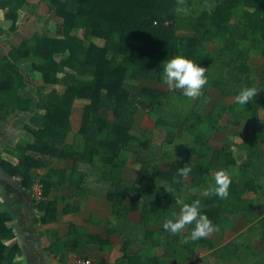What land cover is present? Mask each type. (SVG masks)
I'll return each mask as SVG.
<instances>
[{
	"label": "trees",
	"instance_id": "trees-1",
	"mask_svg": "<svg viewBox=\"0 0 264 264\" xmlns=\"http://www.w3.org/2000/svg\"><path fill=\"white\" fill-rule=\"evenodd\" d=\"M205 1H213V7L203 9ZM42 2L57 21V34L35 32L18 46H10L0 57V123L10 116L31 115L22 124L30 140L15 149L18 164L1 165L10 176L21 179L26 191H32L36 181L41 183L44 199L36 208L42 224L57 219L58 203L63 201L50 198L52 192L68 185L70 199L84 197L87 182L107 189V198L120 224L131 211L139 209V201L148 195L159 199L142 210V224L147 227L177 211V197L188 203L200 199L202 211L215 226L227 217L248 212L254 201L264 211V132L256 129L264 113V0ZM37 6L29 0H0V10L5 12L13 33L18 30L19 12ZM75 30H81L83 37L74 35ZM5 32L0 27V41ZM95 39L104 45L99 46ZM177 54L207 69V84L200 96L188 98L179 90L137 85L142 81L163 84L162 62ZM253 58L262 60L256 71ZM25 65H30L43 83L31 94L26 91L31 83ZM246 86L258 89L247 104L220 103L208 108L211 90L224 101L234 98ZM78 99L88 100L89 104L84 107L79 131L69 141L72 109ZM138 110L154 123V129H143L140 136L132 132ZM224 121L231 135L240 139L237 147L244 153V163H239L231 145L226 143L217 151L209 145L212 134L223 131ZM153 143L160 144V150L154 152ZM132 147L147 155L137 157L140 172L136 181L129 184L123 179V170ZM174 157L175 164L162 171V164ZM67 161L73 163L71 169L52 167L54 162ZM186 165L191 168L189 175H178L177 168ZM39 169H46V173L33 174ZM219 169L231 177L229 195L223 199L204 193ZM158 181H165L168 188L159 187ZM10 220L8 214H0V264H12L19 252L17 247L2 243L13 236L7 226ZM187 227L186 233L172 235L163 230L148 237H165L166 255L182 263L195 258L199 248L216 249L205 238L185 241L192 225ZM71 231L72 237L85 244L101 242L85 239L89 236L86 233L81 238L76 227ZM253 234L264 242V217L247 234L216 250L214 264H264V252L252 247ZM124 237L125 252L131 233L126 232ZM70 238L59 239L52 251ZM75 243L80 246V242ZM157 244L160 242L154 241L153 245ZM76 245L72 249L76 250ZM67 248L68 245L61 251ZM147 253L148 250L132 257L126 255L115 264H128L129 258L136 261L133 264H144L146 257L152 264Z\"/></svg>",
	"mask_w": 264,
	"mask_h": 264
},
{
	"label": "crops",
	"instance_id": "crops-1",
	"mask_svg": "<svg viewBox=\"0 0 264 264\" xmlns=\"http://www.w3.org/2000/svg\"><path fill=\"white\" fill-rule=\"evenodd\" d=\"M4 15V11L0 10V27L2 26L1 20H4ZM96 40L103 42L100 39H95V43L97 42ZM96 44L103 46L104 43ZM137 85H147L164 91L168 90L165 85L154 82L142 81L138 82ZM218 98L220 99L219 96ZM209 103L208 108L210 107ZM87 104H89V101L84 99H78L74 103L71 116L72 131L69 134V141L74 138L80 129L83 110ZM23 115H25L24 117L27 118V121L23 119ZM30 116L29 113L14 115L8 117L5 122L0 123V214L9 215L11 220L7 223V226L13 231V236L4 239L2 243L6 247H17L19 249L12 264H73L76 256L90 257L97 264H115L120 262L121 259L124 260L123 257L126 255L132 257L133 254L146 250L149 251L147 254L153 260L152 264H214L215 262L212 258L216 250L232 243L240 235L247 234L248 230L264 217L262 205L254 201L248 212L233 218H225L215 226V231L203 237L214 243L216 249L206 250L199 248L197 256L184 263L166 255L167 239L165 237L158 239L148 237L149 234L156 235L157 232L164 230L162 225L165 217H161L150 227L142 224V210L158 201L159 197L156 195H148L142 198L139 201V209L131 211L128 217L120 224L117 216L114 215L113 206L107 198V189L105 187L87 182L84 185V197L70 199V188L68 185H63L60 191L50 194L52 199L60 198L63 200L58 203L57 219L52 223L42 224L40 221L41 213L36 208L38 202L34 198L32 191H26L22 188L21 179L17 176H10L1 165V162L14 166L18 164L15 149L17 146L26 145L30 140V134L22 128V124L27 123ZM143 129H149V127H144ZM160 148V144L153 143L152 150L154 152L160 150ZM131 150L129 162L123 170V179L129 184H133L136 181L140 172V167L136 160L137 157H145L147 155V153L137 148L132 147ZM175 161L176 157L170 162H164L162 171H168L175 164ZM72 166L73 163L71 161L65 163L54 162L52 164V167L56 169H71ZM45 173L46 169L33 171V174L36 175ZM157 184L159 187L168 188V184L165 181H158ZM67 199H70L69 202ZM247 218H250L251 221H248ZM72 227L80 230L81 238H84L86 236L84 233H86L90 237L86 236L85 239L90 238L89 240H98L102 243H83L82 240L72 237ZM128 231L131 233V241L125 253L122 248L126 242L124 234ZM187 231L188 227L186 226L182 233ZM70 236L71 241L63 244L55 252L52 251V246L57 244L59 239L64 240L67 238L68 240ZM251 238L254 249L259 253L264 252V242L261 240V236L253 234ZM154 241H158L160 244L153 245ZM75 242H80V246L79 244L76 245ZM259 243L261 246L256 247L255 245H259ZM74 244L77 246L76 250L72 249ZM67 245L68 248L61 251ZM146 258L144 264H151L147 261L149 257ZM129 259L128 264L136 262L132 261L133 259ZM221 264L233 263L227 261Z\"/></svg>",
	"mask_w": 264,
	"mask_h": 264
},
{
	"label": "clouds",
	"instance_id": "clouds-1",
	"mask_svg": "<svg viewBox=\"0 0 264 264\" xmlns=\"http://www.w3.org/2000/svg\"><path fill=\"white\" fill-rule=\"evenodd\" d=\"M178 11H186V9H178ZM206 72L205 67L182 54H177L167 57L162 62L160 74L163 84L170 92L179 90L185 97L196 98L201 95L202 89L207 84ZM257 92L256 87H242L234 96V100L241 105L247 104L256 96ZM177 172L178 175L186 177L191 172V168L186 165L177 168ZM213 181L204 190L205 195H215L221 199L227 198L231 184L229 173L224 169H219L215 172ZM175 204L179 210L173 211L171 215L164 218L162 227L166 232L178 235L183 232L186 226L192 225L184 240L195 241L215 231V225L202 211L200 199H194L188 203L177 197Z\"/></svg>",
	"mask_w": 264,
	"mask_h": 264
},
{
	"label": "rangeland",
	"instance_id": "rangeland-1",
	"mask_svg": "<svg viewBox=\"0 0 264 264\" xmlns=\"http://www.w3.org/2000/svg\"><path fill=\"white\" fill-rule=\"evenodd\" d=\"M41 0H29V3L32 5H38L36 8L32 7H25L19 12V19H18V30L17 32L13 33L10 31L11 23L5 19L1 20L2 26L1 28L5 29V35L3 39L0 41V57L4 55V53L9 49L10 46H18L22 39L31 37L35 32H47L50 35L57 34L55 31L57 29V21L55 18L50 16L49 7L46 3L42 2ZM213 7V1H205L203 5V9H209ZM5 14V12H4ZM57 24V25H56ZM73 34L76 36L83 37V32L81 30L73 31ZM96 43H104L101 41L96 40ZM104 45V44H103ZM262 60L259 58H253V69L256 71L258 66L261 65ZM24 69L26 70L25 73L29 76L30 86L27 88L28 93H34L35 88L37 86L43 85L39 74L33 73L30 69V65H25ZM50 87L49 89H51ZM59 91H62L63 88L60 86L56 87ZM210 107L211 108L214 104L224 102V103H233L234 99H227L226 101H221L215 91H210ZM18 116V115H16ZM23 119L27 121V118L24 117ZM135 125L132 132L136 135L141 134L142 129L144 127L149 129H154V123L150 118L146 115L145 112L142 110H138L136 115ZM257 129L260 132H264V114L261 116L260 122L257 124ZM228 143L233 147V153L235 157L238 159L239 163H244L245 156L244 153L237 147V144L240 143V139L231 135V130L228 125L223 122V131L219 133L212 134L210 139V147L217 151L220 149L222 144ZM91 174V173H90ZM255 245V244H254ZM256 247H260L259 245H255ZM253 247V244H252ZM258 252V251H257Z\"/></svg>",
	"mask_w": 264,
	"mask_h": 264
},
{
	"label": "built area",
	"instance_id": "built-area-1",
	"mask_svg": "<svg viewBox=\"0 0 264 264\" xmlns=\"http://www.w3.org/2000/svg\"><path fill=\"white\" fill-rule=\"evenodd\" d=\"M32 193L37 202L44 199L42 185L36 181L32 187ZM73 264H97L92 258L86 256H76Z\"/></svg>",
	"mask_w": 264,
	"mask_h": 264
}]
</instances>
